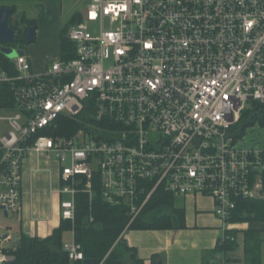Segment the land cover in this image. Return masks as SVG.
I'll list each match as a JSON object with an SVG mask.
<instances>
[{
    "label": "built area",
    "instance_id": "2783aa9c",
    "mask_svg": "<svg viewBox=\"0 0 264 264\" xmlns=\"http://www.w3.org/2000/svg\"><path fill=\"white\" fill-rule=\"evenodd\" d=\"M67 38L75 57L42 72L26 54L0 65V207L19 211L35 153L61 167L64 220L97 174L104 202L134 219L159 190L211 198L236 242L225 233L237 202L264 199V149L237 148L235 133L264 104V0H90ZM63 117L81 125L70 138L54 135ZM64 250L84 260L74 237Z\"/></svg>",
    "mask_w": 264,
    "mask_h": 264
},
{
    "label": "trees",
    "instance_id": "16d2710c",
    "mask_svg": "<svg viewBox=\"0 0 264 264\" xmlns=\"http://www.w3.org/2000/svg\"><path fill=\"white\" fill-rule=\"evenodd\" d=\"M81 20V15L78 14L71 24L79 23ZM20 22L21 26H12L10 22L20 43L7 44L9 47L25 44L27 30L36 25L35 21L28 20L24 16ZM68 28L66 26L61 35V58L64 60L75 57V47L67 38ZM0 65L7 70L11 68V60L1 51ZM2 92L5 98H10L11 92L8 87L4 86ZM256 121L264 125V104L253 103L251 108L244 112L235 128L236 138ZM58 123L61 128L54 135L68 138L81 127L79 123L64 117L60 118ZM93 190L92 200L86 193L77 194L74 221L62 219L60 226L45 239L22 235L15 248L8 251L7 254L11 260L5 264H84L85 260H99L100 264H163L162 258L158 255H154L149 262L141 259L136 250L129 246L123 235L129 230H179L185 228V210L178 206L177 199L171 194L159 190L154 193L141 213L134 219V214L130 213L127 206H111L104 202L101 194L100 176L97 174L94 177ZM229 222H264V199L239 200ZM66 233L73 234L75 242L81 246V251L84 254L83 261L70 260L68 253L64 250V244L67 242L64 238ZM225 235L236 237L237 231H228ZM263 245V230L249 229L245 231L246 264H264ZM236 247L237 242L223 241L221 237L215 249L205 257L204 264H213L216 254H227Z\"/></svg>",
    "mask_w": 264,
    "mask_h": 264
},
{
    "label": "crops",
    "instance_id": "0c3cea01",
    "mask_svg": "<svg viewBox=\"0 0 264 264\" xmlns=\"http://www.w3.org/2000/svg\"><path fill=\"white\" fill-rule=\"evenodd\" d=\"M60 1L15 3L18 9L22 8L19 10L25 13L28 20L36 23V40L26 44L24 51L37 72H42L52 63L43 54L44 51L53 53L59 50L61 58V35L65 27H61L62 17L58 13ZM78 14L82 18L83 15ZM60 174L61 167L55 159L40 158L35 153L26 156L22 168L19 211L8 214V217H5L3 210L0 211V256L11 260L7 253L15 248L22 235L45 239L60 226L61 200L66 198L60 193ZM177 204L185 210V228L129 230L123 237L146 262L158 255L163 264H204L205 257L215 249L224 234L223 222L213 212L215 203L208 197L187 196L178 198ZM234 225L237 247L229 251L226 257L229 264H246L244 233L249 229L264 231V222ZM236 225H240V228Z\"/></svg>",
    "mask_w": 264,
    "mask_h": 264
},
{
    "label": "rangeland",
    "instance_id": "374dc122",
    "mask_svg": "<svg viewBox=\"0 0 264 264\" xmlns=\"http://www.w3.org/2000/svg\"><path fill=\"white\" fill-rule=\"evenodd\" d=\"M19 1L35 2V1H41V0L0 1V5L12 7L15 9V12L12 14L9 20L12 23V26H17V25L21 26L22 25L20 22L21 18L23 16L26 18L25 13L19 10L22 8L19 7L18 9L17 6L15 5V3ZM89 2L90 0H61L59 11H58V13L60 12V15L62 17L61 27L68 26L69 28H71L72 26L71 21L74 19L75 15L78 13L85 15ZM89 28L92 33H95L98 30V28L100 29V27L96 24H89ZM4 47H7V46L6 45L0 46V48H4ZM26 48H27L26 44L13 47V49H15L16 52L19 50H25ZM43 54L47 55L48 60L51 61L52 63L59 60L60 58L59 50H56V52L53 51V53L51 51H47V52L44 51ZM250 108H251V105L248 106V109ZM1 127H2V130H5V126L3 124H1ZM236 147L241 148V149L263 150L264 149V125L256 121L253 125L247 128L242 135L237 137ZM237 224H244V223H237ZM236 227L239 229L240 225L238 226L236 225ZM72 237H73V234H70V233H66L64 236L67 242H70ZM262 251L264 253V245H263ZM263 258H264V255H263Z\"/></svg>",
    "mask_w": 264,
    "mask_h": 264
},
{
    "label": "water",
    "instance_id": "95a60500",
    "mask_svg": "<svg viewBox=\"0 0 264 264\" xmlns=\"http://www.w3.org/2000/svg\"><path fill=\"white\" fill-rule=\"evenodd\" d=\"M14 8L12 7H0V46H7V44H17L20 40L13 30L10 24V17L14 13ZM36 40V26H31L26 32L25 44H32ZM1 53L8 59H14L18 55H25L24 50L15 51L13 47L0 48ZM3 210L5 217H8V212L5 207H0ZM11 259V258H10ZM84 264H100L99 260H85Z\"/></svg>",
    "mask_w": 264,
    "mask_h": 264
}]
</instances>
